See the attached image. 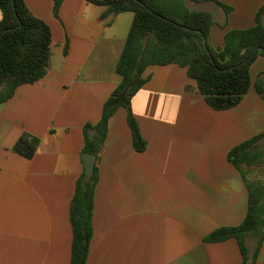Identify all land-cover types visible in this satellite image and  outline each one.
Segmentation results:
<instances>
[{
  "label": "crops",
  "instance_id": "crops-1",
  "mask_svg": "<svg viewBox=\"0 0 264 264\" xmlns=\"http://www.w3.org/2000/svg\"><path fill=\"white\" fill-rule=\"evenodd\" d=\"M51 29L45 75L17 86L0 103V264H70L69 204L83 169V125L101 116L120 80L115 66L133 12L102 17L105 5L24 0ZM185 0L212 14L209 44L223 45L226 30L254 24L262 0ZM1 18V10H0ZM264 24V13L261 17ZM264 56L249 68L252 84L241 101L215 110L186 68L150 65L149 79L131 108L146 147L135 150L126 110L108 122L95 161L93 235L86 264H239L234 238L209 242L217 227L238 224L247 189L228 151L264 130V100L253 87ZM23 131L39 137L27 158L12 147ZM251 242V245L249 244ZM249 253L255 238L246 239ZM251 246V247H250ZM255 264H264V240Z\"/></svg>",
  "mask_w": 264,
  "mask_h": 264
},
{
  "label": "trees",
  "instance_id": "trees-1",
  "mask_svg": "<svg viewBox=\"0 0 264 264\" xmlns=\"http://www.w3.org/2000/svg\"><path fill=\"white\" fill-rule=\"evenodd\" d=\"M63 0H53V14ZM105 5L102 17L123 11H132L128 30L115 70L120 80L105 99L99 120L83 125L82 152L93 153L96 160L103 148L110 117L119 107L126 110L131 129L132 144L137 151L146 147L137 120L131 108L133 95L149 79L145 69L150 65L175 63L186 68L194 79L204 101L215 110L237 105L252 84L249 68L258 55L264 56V0L255 13L254 24L225 31L223 45L209 44V31L214 23L212 14L187 7L185 0H87ZM228 13L231 6L214 0ZM0 103L11 98L18 85L41 79L48 68L51 49V29L36 16L24 0H0ZM206 38L208 50L202 38ZM254 54L248 58L257 48ZM248 58V59H247ZM247 59V60H246ZM245 62L239 64L240 62ZM239 64V65H237ZM235 65L232 68L229 66ZM253 87L264 100V71L253 81ZM39 137L23 131L12 149L31 158L37 149ZM241 174L247 189V209L242 221L217 227L204 236L205 241L216 242L234 238L242 260L239 264H255L264 240V130L233 146L227 155ZM262 167L260 178H249V169ZM98 170L86 178L84 170L78 175L69 204L72 229L70 264H86L93 235L92 213ZM255 238V247L249 253L246 239Z\"/></svg>",
  "mask_w": 264,
  "mask_h": 264
},
{
  "label": "water",
  "instance_id": "water-1",
  "mask_svg": "<svg viewBox=\"0 0 264 264\" xmlns=\"http://www.w3.org/2000/svg\"><path fill=\"white\" fill-rule=\"evenodd\" d=\"M136 1L139 2V3H142L140 0H136ZM202 42H203L205 48L208 50L207 42H206V38H205L204 36H203V38H202ZM258 49H260V47H257V48L251 53V55H250L248 58H250V57L254 54V52H255L256 50H258ZM248 58H247V59H248ZM247 59H246V60H247ZM246 60L240 62L239 64L245 62ZM239 64H237V65H239ZM234 66H235V65H232V66H229L228 68H232V67H234ZM81 156H82V161H83V170H84L85 177H86V178H90L91 175H92V173H93V168H94V164H95V161H96V156H95V154H93V153H89V152H82Z\"/></svg>",
  "mask_w": 264,
  "mask_h": 264
},
{
  "label": "rangeland",
  "instance_id": "rangeland-1",
  "mask_svg": "<svg viewBox=\"0 0 264 264\" xmlns=\"http://www.w3.org/2000/svg\"><path fill=\"white\" fill-rule=\"evenodd\" d=\"M250 172L248 173V177L253 179V178H260L262 175V167H252L251 169H249ZM251 245V242L249 243ZM251 247V246H250Z\"/></svg>",
  "mask_w": 264,
  "mask_h": 264
}]
</instances>
